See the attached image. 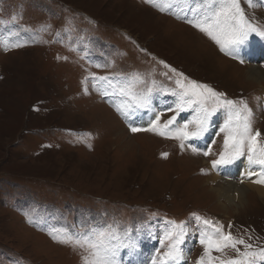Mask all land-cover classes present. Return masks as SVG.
Here are the masks:
<instances>
[{"label": "rangeland", "instance_id": "obj_1", "mask_svg": "<svg viewBox=\"0 0 264 264\" xmlns=\"http://www.w3.org/2000/svg\"><path fill=\"white\" fill-rule=\"evenodd\" d=\"M201 3L180 0L174 15L146 0H0V264H83V248L60 242L63 229L80 232L82 221L113 218L121 229L143 225L133 236L148 264L157 249L166 251L168 242L162 246L160 239L169 221L185 225L181 264H196L203 254L200 230H213L203 219L252 250L264 247V201L250 195L243 214L230 209L225 217L206 184L212 160L224 150L223 133L216 134L222 112L209 133L183 150L175 139L130 130L147 128L156 114L161 125L175 114L166 109L174 106L171 90L183 74L185 84L245 99L264 144V81L261 89L245 80L248 65L264 73V39L250 35L240 50L244 63L225 55L186 22L197 18L190 9ZM239 3L246 20L264 30V0ZM248 48L263 52L251 59ZM133 78L142 81L136 91L163 90L153 93L157 112L147 123L125 119L116 109L124 98L113 85ZM192 115L191 109L182 112L177 122ZM245 158L246 151L233 163ZM212 255L217 264L237 256L231 248ZM120 261L135 264L127 249Z\"/></svg>", "mask_w": 264, "mask_h": 264}, {"label": "snow or ice", "instance_id": "obj_2", "mask_svg": "<svg viewBox=\"0 0 264 264\" xmlns=\"http://www.w3.org/2000/svg\"><path fill=\"white\" fill-rule=\"evenodd\" d=\"M153 6L158 7L159 11H168L176 14L173 6L180 0H154ZM251 3V0H248ZM163 6H160V5ZM197 18L186 19L193 27L205 32L220 47V51L233 59H239L241 63L245 60L241 55V48L246 46L250 35L255 34L264 39V30H260L250 24L240 7L239 0H202L200 9L191 8ZM181 18V17H177ZM20 44H13L12 47H20ZM175 71L174 69L172 70ZM180 79L175 81L177 88L171 90V95L176 97L174 106H168L167 111L175 113L161 125L160 115L156 114L155 119L151 120L147 128L130 126V130L135 133L138 131L155 132L165 138L179 141V146L183 150L186 142L202 139L213 128V117L222 112L224 120L216 133H223L224 150L220 152L217 159L212 160V168L217 169L219 165L232 164L235 160L245 155L249 165H259L261 172L259 178L253 183L264 184V144L258 142L261 136L259 130L253 131L251 117L253 110L248 102L241 98L233 100L225 97L222 92H216L213 88L205 84L189 81L183 82V74H179ZM101 80L105 77H100ZM139 81L133 78L128 81L113 85L118 88L119 95L123 97L120 105L116 106L117 111L128 119L130 115L139 110H146L148 113H156L157 109L153 105L154 91H163L154 86H147L144 90L136 91L135 85ZM155 82H153V85ZM106 94V93H105ZM192 110L191 119L183 123L177 122V116ZM175 125L174 127H172ZM215 143V141H212ZM191 151H201L192 144H187ZM211 152L210 145L208 150L203 151L204 156ZM167 157V153L162 154ZM204 171L203 169L201 170ZM251 176L252 173L250 172ZM107 215V213H104ZM198 221L200 217H196ZM169 227L164 232L160 244L165 245L166 251L163 253L157 249V255L151 258V264H181L183 260L186 229L184 222L177 224L174 221L167 222ZM203 225L210 226L213 230H200L199 243L203 247V254L197 259L196 264H217V259L212 255L213 252H222L225 248L233 249L237 256L228 261H219V264H264V247L252 250L253 246L246 243L243 238L234 237L231 232L225 233L223 226H216L208 219L202 220ZM77 225H73L75 229ZM80 232L63 229L64 236L61 243H72L85 250L86 255L82 257L83 264H121L120 254L123 249L128 250V255L133 257L135 264H148L147 261L139 258V244L133 236V232H139L143 225H137L121 229V223L113 218L112 222L101 221H82L79 225ZM231 228V225H229ZM56 237H54L55 239ZM243 246V251L238 247Z\"/></svg>", "mask_w": 264, "mask_h": 264}, {"label": "bare ground", "instance_id": "obj_3", "mask_svg": "<svg viewBox=\"0 0 264 264\" xmlns=\"http://www.w3.org/2000/svg\"><path fill=\"white\" fill-rule=\"evenodd\" d=\"M262 52L263 50L260 52L258 49H256V55ZM245 53L249 54L252 58H256L254 56V51L251 50V48L245 49ZM247 67L248 68L246 70L249 71H247L245 75V80L250 83L253 82L252 84H255L257 87L262 86L261 89H263V85H260V83L264 81V73L262 72V70L259 67H252L249 65ZM132 117L135 121H140L142 123H147L151 119L150 113L143 112L142 110L138 111L135 114H132ZM212 169L213 168L211 167L210 172L212 171ZM161 170H163V166ZM250 172L252 173L251 176L249 175ZM260 172L261 168L259 165H249L248 159H243L240 162L222 168L221 171L215 170L211 175L207 173L208 176L206 184L210 185L209 189L212 194L211 197L214 198L215 202L217 201V206H219L225 212V217H230L229 215H227V210L230 209H232L233 212H235V214L239 216L241 215L239 213L243 214V211H246V208H248L250 205L249 203L252 202L251 200H249V203H246L247 198L250 195L253 199L257 198L259 199V201L260 199L264 201V185L253 183L254 180L259 178L258 175ZM230 198H232L233 201ZM138 254L140 256L141 252H138Z\"/></svg>", "mask_w": 264, "mask_h": 264}]
</instances>
